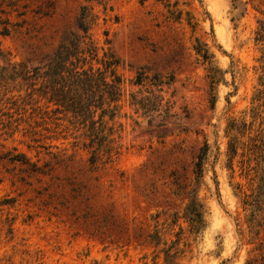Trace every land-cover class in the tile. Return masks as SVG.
<instances>
[{
    "label": "rangeland",
    "instance_id": "obj_1",
    "mask_svg": "<svg viewBox=\"0 0 264 264\" xmlns=\"http://www.w3.org/2000/svg\"><path fill=\"white\" fill-rule=\"evenodd\" d=\"M83 6L99 56L110 51L126 82L121 152L93 165L67 118L44 121L34 104L19 106L26 91L9 82L0 96V264L260 262L264 0H0V63L43 66L84 35ZM197 46L213 55L214 86ZM139 71L172 78L146 115L131 105L130 93L150 86L132 84Z\"/></svg>",
    "mask_w": 264,
    "mask_h": 264
},
{
    "label": "trees",
    "instance_id": "obj_2",
    "mask_svg": "<svg viewBox=\"0 0 264 264\" xmlns=\"http://www.w3.org/2000/svg\"><path fill=\"white\" fill-rule=\"evenodd\" d=\"M87 20L88 10L83 6L78 24L84 35L73 36L69 44L66 39L41 67L31 69L24 63L8 62L7 65L0 63V96L6 95L8 83L14 81L20 86L18 91L22 89L26 91L24 97L18 95V99L21 98L19 106L34 104V110L37 111V115H42L44 121L60 119L50 114H62L74 130L75 143L81 144L87 150L90 162L95 165L98 162H111L121 152L119 141L123 125L117 124L116 118L123 109L126 82L117 72L118 60L110 51L102 49V56H99V48L94 46L88 34ZM263 25L264 21L258 32L261 36H264ZM195 50L203 61L209 64L210 78L214 86L218 74L214 70L213 55L204 46H197ZM3 57L0 51V62ZM261 62L264 71V55ZM147 81L150 86L145 90L146 94L142 91L130 93L131 105L144 115L162 105L164 101L162 85L170 84L172 78L164 81L157 74L149 77L144 71H139L132 84L143 87L147 85ZM165 104L167 114L172 105L169 101ZM258 141L257 152L261 155L264 153V136L259 135ZM208 149L209 144L206 142L195 162L197 174L202 173ZM196 223H192L193 228ZM247 264H264V256L260 262L251 259Z\"/></svg>",
    "mask_w": 264,
    "mask_h": 264
}]
</instances>
